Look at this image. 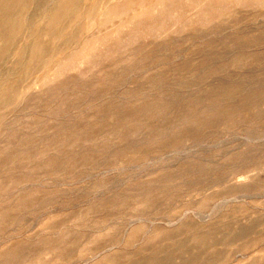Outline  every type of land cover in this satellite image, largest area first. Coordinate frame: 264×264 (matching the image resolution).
<instances>
[{
    "label": "rangeland",
    "instance_id": "obj_1",
    "mask_svg": "<svg viewBox=\"0 0 264 264\" xmlns=\"http://www.w3.org/2000/svg\"><path fill=\"white\" fill-rule=\"evenodd\" d=\"M170 1L0 0V264H264V0Z\"/></svg>",
    "mask_w": 264,
    "mask_h": 264
},
{
    "label": "bare ground",
    "instance_id": "obj_2",
    "mask_svg": "<svg viewBox=\"0 0 264 264\" xmlns=\"http://www.w3.org/2000/svg\"><path fill=\"white\" fill-rule=\"evenodd\" d=\"M116 1H117V0H116ZM171 1L173 2V0H171ZM171 1H170V2H171ZM174 1H175V0H174ZM213 1H214V0H213ZM221 1H223V0H221ZM225 1H227V0H225ZM170 2H169V3H170ZM223 2H224V1H223ZM227 2H228V1H227ZM227 2H226V5L228 4ZM231 2H233V1H231ZM238 2H239V1H238ZM212 3H213V2H212ZM170 4H171V3H170ZM224 5H225V3H224ZM224 5H223V6H224ZM226 5H225V6H226ZM164 7H165V6H164ZM102 8H103V7H102ZM102 8H101V9H102ZM195 8H196V7H195ZM230 8H231V7H230ZM193 9H194V8H193ZM196 9H197V8H196ZM70 14H71V13H70ZM98 15H99V14H98ZM191 15H192V14H191ZM193 15H194V14H193ZM205 15H206V14H205ZM43 17H44V16H43ZM188 17H189V15H188ZM209 17H211V16H209ZM165 18H166V17H165ZM165 18H164V19H165ZM213 18H214V17H213ZM66 20H67V19H66ZM66 20L64 21V23L66 22ZM211 20H212V18H211ZM213 20H214V19H213ZM77 23H78V22H77ZM77 23H76V24H77ZM63 40H64V39H63ZM63 42H64V41H63Z\"/></svg>",
    "mask_w": 264,
    "mask_h": 264
}]
</instances>
